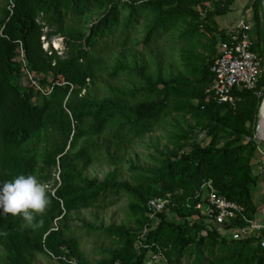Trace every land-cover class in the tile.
Segmentation results:
<instances>
[{"label": "trees", "instance_id": "trees-1", "mask_svg": "<svg viewBox=\"0 0 264 264\" xmlns=\"http://www.w3.org/2000/svg\"><path fill=\"white\" fill-rule=\"evenodd\" d=\"M233 1L11 0L9 10L8 0L0 8V185L21 174L34 175V157L27 153L26 143L41 129H49L57 139L45 150L41 166L58 167L57 185L47 191L51 203L43 216L36 217L43 221L41 227L34 229L21 216L0 214V245L4 251L0 264H31L35 253L52 254L60 264H73L67 259L76 257L75 264H83L74 238L63 231L67 213L100 206L103 199L111 203V197L120 191L135 199L137 204L131 208L138 218L134 227L108 225L103 229L116 244L103 250L94 264H142L146 249L156 246L165 256V264H178L183 252L195 251L202 240L209 250L217 246L216 253L210 263H204L197 252L193 264H264V248L252 237L228 240L214 230L202 232L201 221L188 219L196 213L194 195L202 178H210L219 193L241 203L247 216L254 211L250 187L256 180L253 160L257 141L253 134L264 91V70L261 68L258 77V93L235 88L230 99L217 102L210 90L209 64L216 54V42L227 37V30L218 26L215 16L227 12ZM261 5L262 0H245L241 9L252 21L253 49L259 56L263 54ZM98 6L103 7L100 15L82 36L85 10ZM121 9L125 11L119 16ZM147 12L151 18L145 24V43L153 42L181 20L186 28L179 37H203L202 51L195 55L187 52L183 73L162 76L159 71L142 74L137 70L141 84L136 88H111L110 96L100 98L80 92L92 75L97 49L106 41L129 43L130 30ZM59 32L66 46L63 56L41 45V35L45 38ZM18 42L30 70L49 73L52 80L61 78L65 83L52 84L47 95H40L31 85L19 89L12 79L21 74L15 58ZM125 67L119 61L109 75ZM34 94L40 97L39 102L33 101ZM129 99L133 101L126 103ZM170 111L187 114L192 123L167 134V142L158 150L157 164L145 168L137 184L115 181L110 174L100 180L80 177L70 164V159L88 160L99 148L82 142L75 151L66 152L65 145L72 147L78 137L104 132L108 139L128 140ZM204 137L206 141L201 142ZM165 194L173 202L168 205L176 217L157 213V221L146 232L145 246L134 248L136 229L149 222L144 212L146 199ZM191 232L196 234L195 239L189 236Z\"/></svg>", "mask_w": 264, "mask_h": 264}, {"label": "rangeland", "instance_id": "rangeland-1", "mask_svg": "<svg viewBox=\"0 0 264 264\" xmlns=\"http://www.w3.org/2000/svg\"><path fill=\"white\" fill-rule=\"evenodd\" d=\"M8 0H0V8L6 4ZM204 4H209L208 2ZM198 8V6H195ZM103 7H92L85 10L81 19L82 31L84 36L88 32L90 23L97 19ZM121 9L119 16L124 13ZM226 12V15H230ZM225 15V14H224ZM220 15L215 21L224 25ZM151 18L150 13H142L129 32L130 42L125 45L113 44L111 41L97 49V61L92 64V75L86 78L84 88L80 92L86 91L89 95L97 98L110 96L111 88L128 90L140 86L139 75L150 74L159 71L162 76L168 74L183 73V65L187 59L185 56L188 51L193 55L202 51L204 38L201 36L185 40L179 37V33L186 28L185 21H178L166 32L162 33L157 39L151 43H145V24ZM260 29L263 33V54L261 58V68L264 70V4L262 2L260 11ZM45 27L42 28L44 32ZM43 48H53L59 56L64 55L66 46L62 33L51 34L48 37L40 36ZM106 39L107 38H103ZM119 61L123 62L126 67L119 69L116 74L109 75L112 66ZM39 79L42 77V83H46L51 79L49 73L43 75L36 73ZM13 81L19 89L26 88L29 83L26 77L21 73L14 76ZM263 92L260 94V100ZM33 101L39 102L40 97L34 94ZM131 99L126 100L130 103ZM260 103V102H259ZM259 107V105H258ZM258 111V109H257ZM192 120L187 114L179 111H170L163 114L148 130L138 136L128 140H112L106 137L104 132L91 135H82L78 137L72 147H64L66 152L75 151L82 142L94 143L99 146L97 150L91 153L88 160H69L74 170L80 177L102 179L105 175L110 174L115 181H124L130 185H135L141 181L139 175H144L145 168L155 166L158 157V150H161L167 142V134L174 132L177 128H185L191 124ZM256 127V126H255ZM109 128L107 127L106 130ZM253 136L258 142H264L258 138L254 130ZM197 136L196 139H199ZM207 137L201 139L205 142ZM56 136L49 129H41L37 133L32 134L26 143L27 153L34 157V176L46 186L47 191H52L57 185V165L42 168V158L45 150L55 142ZM69 159V155L64 156ZM112 158V159H111ZM257 163V161L255 162ZM254 163V164H255ZM262 169V167H261ZM114 200L106 203L105 199L101 200L100 206H88L70 210L64 219V234L75 240V247L79 251V259L83 264H94V262L103 255V250L112 248L116 242L113 238L105 233L103 229L108 225H123L134 227L138 214L134 213L131 208L132 204H137L135 199L129 193L120 191L112 196ZM194 239L197 237L192 232L189 234ZM217 246H213L211 250L202 240L197 245L195 251L190 249L183 252L178 264H193L199 252L200 259L204 263L211 262V255L216 253ZM4 251L0 245V258ZM74 263L78 260L71 257ZM72 263V262H71ZM31 264H60L59 260L49 253H35L31 259Z\"/></svg>", "mask_w": 264, "mask_h": 264}, {"label": "built area", "instance_id": "built-area-1", "mask_svg": "<svg viewBox=\"0 0 264 264\" xmlns=\"http://www.w3.org/2000/svg\"><path fill=\"white\" fill-rule=\"evenodd\" d=\"M11 4V0L6 4L9 10ZM1 28L2 24H0V30ZM226 30L227 37L216 42V54L209 64V70L212 73L210 90L217 102L230 99L231 91L235 88L257 91V81L261 72V58L253 49L251 19L243 15ZM15 58L29 85L40 95H47L54 83H65L61 78L50 79L46 83L39 81L35 72L27 67L20 42H18ZM194 197L193 208L196 213L188 219L201 221L204 226L202 232L206 229L214 230L219 236L228 240L252 237L260 247L264 248V218L247 216L244 206L219 193L210 178L201 179ZM168 204L172 205L173 202L166 194L150 196L146 199L144 212L149 222L143 223L136 229L133 239L134 248L145 246L146 232L157 221V213L163 211L166 217H176ZM240 221L242 223H239ZM67 261L74 263L72 259ZM165 262L163 252L156 246L154 249H146L142 264H165ZM113 264L118 262L114 261Z\"/></svg>", "mask_w": 264, "mask_h": 264}, {"label": "clouds", "instance_id": "clouds-1", "mask_svg": "<svg viewBox=\"0 0 264 264\" xmlns=\"http://www.w3.org/2000/svg\"><path fill=\"white\" fill-rule=\"evenodd\" d=\"M50 203L46 186L34 175L21 174L0 185V214L21 216L34 229L43 225L36 217L43 216Z\"/></svg>", "mask_w": 264, "mask_h": 264}, {"label": "crops", "instance_id": "crops-1", "mask_svg": "<svg viewBox=\"0 0 264 264\" xmlns=\"http://www.w3.org/2000/svg\"><path fill=\"white\" fill-rule=\"evenodd\" d=\"M245 0H234L230 5V15H226V12L223 13L224 17L222 18L223 24L217 22L219 27L228 29L234 25V23L241 18L245 13H243L242 6ZM220 16V15H218ZM216 16V18L218 17ZM257 161V163H255ZM254 172L256 174V180L251 184L250 195L254 203V211L251 216L255 218H264V142L256 143V152L255 158L253 160ZM262 167V170H260Z\"/></svg>", "mask_w": 264, "mask_h": 264}, {"label": "water", "instance_id": "water-1", "mask_svg": "<svg viewBox=\"0 0 264 264\" xmlns=\"http://www.w3.org/2000/svg\"><path fill=\"white\" fill-rule=\"evenodd\" d=\"M262 2H263V0H262ZM263 111H264V91H263V94H262V97H261V100H260V103H259L258 111H257V119H256V127H255L256 133H257L259 119L262 118L263 121H264V112ZM258 138L260 140H263L259 136H258Z\"/></svg>", "mask_w": 264, "mask_h": 264}, {"label": "bare ground", "instance_id": "bare-ground-1", "mask_svg": "<svg viewBox=\"0 0 264 264\" xmlns=\"http://www.w3.org/2000/svg\"><path fill=\"white\" fill-rule=\"evenodd\" d=\"M264 4V0H263ZM264 112V111H263ZM257 135L264 140V121L262 118L259 119L258 128H257Z\"/></svg>", "mask_w": 264, "mask_h": 264}]
</instances>
